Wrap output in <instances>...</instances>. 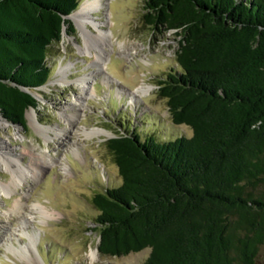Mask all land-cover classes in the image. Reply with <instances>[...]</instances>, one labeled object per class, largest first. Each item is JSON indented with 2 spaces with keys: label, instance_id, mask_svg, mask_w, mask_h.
I'll use <instances>...</instances> for the list:
<instances>
[{
  "label": "trees",
  "instance_id": "1",
  "mask_svg": "<svg viewBox=\"0 0 264 264\" xmlns=\"http://www.w3.org/2000/svg\"><path fill=\"white\" fill-rule=\"evenodd\" d=\"M81 0H0V112L27 111ZM145 21L174 31L181 67L159 79L191 136L137 130L107 144L122 183L97 192L101 254L150 247L144 264H257L264 244V0H145Z\"/></svg>",
  "mask_w": 264,
  "mask_h": 264
},
{
  "label": "rangeland",
  "instance_id": "2",
  "mask_svg": "<svg viewBox=\"0 0 264 264\" xmlns=\"http://www.w3.org/2000/svg\"><path fill=\"white\" fill-rule=\"evenodd\" d=\"M103 3L94 14L103 21L99 28L112 33L104 37V57L96 56V44L104 41L99 28L89 24L91 33L82 34L70 15L75 32L64 31L51 47L52 75L36 91L40 107L27 111L29 128L0 112V149L28 167L46 162L38 175L20 172L21 182L0 166V264H144L150 254V247L101 254L94 223L99 210L92 198L122 183L108 139L132 130L161 141L193 134L190 125L172 120L159 91V79L181 70L180 36L146 23L145 0ZM86 76L90 89L83 90L79 81ZM143 84L152 88L135 95ZM29 113L52 127L50 135L32 126ZM96 129L104 132H85ZM257 264H264V244Z\"/></svg>",
  "mask_w": 264,
  "mask_h": 264
},
{
  "label": "bare ground",
  "instance_id": "3",
  "mask_svg": "<svg viewBox=\"0 0 264 264\" xmlns=\"http://www.w3.org/2000/svg\"><path fill=\"white\" fill-rule=\"evenodd\" d=\"M103 5H104L103 0H86L81 4L80 8L76 12L71 14V17L77 22V24L80 28V32H82V34H86L87 32L91 33L90 32L91 30L89 28V24L92 26H96L98 28L103 25V21L102 20H99V21L96 20L95 14H94L95 11L101 10ZM99 31H100L99 35L101 36L102 40H104L105 36H110L112 34L110 30H102V28H99ZM106 44L107 43L105 40L102 43L96 44L97 47L100 48V50L96 52L97 59H102L104 57L105 53H107L106 50L104 49V45H106ZM89 82H90L89 77L86 76V77H83L79 81V84H80L81 88L83 90H85V89H90L89 88L90 87ZM151 88H152L151 86L146 87L144 84L141 86H138L136 91H135V93H136L135 95H137V94L141 95L144 92L150 90ZM36 94H39V93H36ZM74 115H72L71 117H73ZM29 117H30L31 124L35 129H37L41 133H45V135H47V136L50 135L51 130H53L52 127H49V126H46V125L40 123L39 120L34 115H32L31 113H29ZM63 131H65V130H62L61 132H63ZM85 132L88 135L92 134V133H98L99 134L101 132H104V130L103 129H96V130H91V131L85 130ZM9 157L10 156L7 155L5 150L0 149V166L2 168L7 169L8 171H10L13 174L14 180L18 179L19 182H21L20 172L26 176H29L32 174L38 175L39 171L42 170L46 166L45 160L40 161L39 165L37 164L36 166L28 167V166L23 164V161H21V159L10 157L12 159L11 160ZM12 161L15 162V165L12 163ZM28 168H33V170L28 169ZM3 192L9 193V192H7L5 187L3 189ZM16 206H17V204H16ZM15 211H17V208ZM91 255H94V251L91 253Z\"/></svg>",
  "mask_w": 264,
  "mask_h": 264
}]
</instances>
